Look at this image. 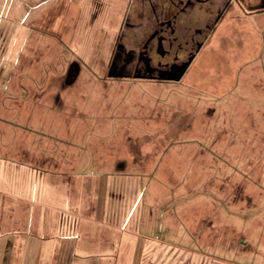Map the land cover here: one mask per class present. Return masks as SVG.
Returning <instances> with one entry per match:
<instances>
[{
  "label": "rangeland",
  "instance_id": "rangeland-1",
  "mask_svg": "<svg viewBox=\"0 0 264 264\" xmlns=\"http://www.w3.org/2000/svg\"><path fill=\"white\" fill-rule=\"evenodd\" d=\"M141 11L0 0V146L27 197L0 196V264H67L102 237L117 250L84 264H264V17L233 8L177 83L108 78Z\"/></svg>",
  "mask_w": 264,
  "mask_h": 264
},
{
  "label": "flooded vegetation",
  "instance_id": "flooded-vegetation-1",
  "mask_svg": "<svg viewBox=\"0 0 264 264\" xmlns=\"http://www.w3.org/2000/svg\"><path fill=\"white\" fill-rule=\"evenodd\" d=\"M145 11L124 18L108 60L107 77L151 84L177 83L193 56L235 8L264 17V0H138ZM139 23L134 22L135 19ZM136 30H140L135 33ZM192 62V61H191Z\"/></svg>",
  "mask_w": 264,
  "mask_h": 264
},
{
  "label": "crops",
  "instance_id": "crops-1",
  "mask_svg": "<svg viewBox=\"0 0 264 264\" xmlns=\"http://www.w3.org/2000/svg\"><path fill=\"white\" fill-rule=\"evenodd\" d=\"M0 95H1V92H0ZM12 150H14V149L11 147L0 146V172H1L0 173V187L3 185H5V186L11 185V187L14 186L13 188H11L12 190H10V191L0 189V196H4L5 198H8L12 201L18 200V201L25 202L27 197H25L23 195H18V193H16L17 191H14V189H16L17 182L11 181V175L12 174L9 173L11 169L8 168V166L11 167L13 165L7 164V161L2 159V154H5L4 156H6L9 153H11ZM21 153L26 155L25 151H21ZM12 169H13V167H12ZM18 169L19 168H17V166H14V170H18ZM22 170L23 171L17 172V173H20V175H18L19 176L18 180L20 181L22 188L25 191H27L28 190V183H29L28 181L30 179V172L27 170H24V169H22ZM48 190H49V188L47 187L46 191H48ZM25 191H24V194H26ZM10 203L11 202L9 201L8 206H7L8 211L10 214L12 213V216H15V215H17L16 205L14 204V206H12V205H10ZM42 206L45 207V205H42ZM0 226H1V229H3V230L5 229V227L2 225V223H0ZM70 228L71 227L68 225L64 226V233L66 235L65 238H71L72 237V231H69ZM89 230H90L89 228H88V230H85V228H84V233H87L90 236V242H91V239H92L91 236L93 233L90 232ZM93 241H96V240L93 239ZM97 242H100L102 244H72V245H69L72 250L69 253L71 255L68 256V258L66 259V263L67 264H84L86 262V260H84V258L89 259V258H93V257H102L103 249H112L115 251V250H117L116 246L117 247L119 246V244H105V243H107L105 237H102ZM66 245H68V244H65V246ZM121 245L126 246L128 244H121ZM61 246H62V244H55L51 248V250L52 249L55 250L56 248H58V249L64 248V247L61 248ZM60 263H61V260L58 259L57 257L56 258L53 257L52 259L49 258V260H47V264H60ZM63 263H64V261H62V264Z\"/></svg>",
  "mask_w": 264,
  "mask_h": 264
},
{
  "label": "water",
  "instance_id": "water-1",
  "mask_svg": "<svg viewBox=\"0 0 264 264\" xmlns=\"http://www.w3.org/2000/svg\"><path fill=\"white\" fill-rule=\"evenodd\" d=\"M108 77H112L111 74H109Z\"/></svg>",
  "mask_w": 264,
  "mask_h": 264
}]
</instances>
